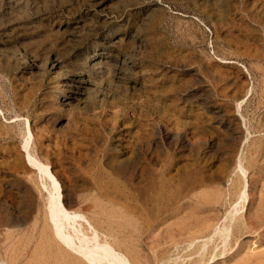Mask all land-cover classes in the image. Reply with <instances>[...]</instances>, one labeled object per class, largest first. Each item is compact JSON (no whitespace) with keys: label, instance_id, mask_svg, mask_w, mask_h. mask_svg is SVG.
<instances>
[{"label":"rangeland","instance_id":"rangeland-1","mask_svg":"<svg viewBox=\"0 0 264 264\" xmlns=\"http://www.w3.org/2000/svg\"><path fill=\"white\" fill-rule=\"evenodd\" d=\"M43 165L58 225L130 264H264V0H0V264L80 262Z\"/></svg>","mask_w":264,"mask_h":264},{"label":"bare ground","instance_id":"bare-ground-1","mask_svg":"<svg viewBox=\"0 0 264 264\" xmlns=\"http://www.w3.org/2000/svg\"><path fill=\"white\" fill-rule=\"evenodd\" d=\"M26 155L30 161L34 160V158H32L28 154L27 151H26ZM38 171L40 174L41 182H42V180H45L44 179L45 176H50V180L48 182H49L51 189L48 190L49 194H48V198H47V209H48V218H49V219H47L49 221V226H48V228H49L48 236L49 237L48 238H50V239L52 238V241H54V242L56 241V243L58 244L59 248L57 247V249L55 250L56 253L57 252H59L60 254L62 253V255L64 254V256L66 253L67 257H68V253H69V259H71V258L74 259V260L71 259L72 262H76L77 259L80 260V262L78 261V263H75V264H130L124 256H122L118 251H116L111 245L107 244L106 242H104L102 240L93 241L94 238L92 239V242H91V240L89 239V236H85V235H81V237L83 239H85L83 242H81V241L74 238V235H75L74 233L70 232L68 229H63V228H61V225L60 226L58 225V220L61 219L62 216L64 217L65 213H66V208H64L65 206H64L62 199H61V193H60V187H59L58 181L53 176V174L49 173V171L46 168V165L42 166V170L40 168H38ZM190 180H192V179H190ZM192 181L194 182V180H192ZM147 182L148 183H146L143 188H140L138 192L141 195L147 196V199H148L147 201L157 200L156 197H154V195H152V194L150 195V193L147 192L148 190L151 189L152 185H154V184L152 183L151 179H150V181H147ZM197 182H199V181H197ZM196 184H198V183H196ZM176 194L179 195L178 193H176ZM236 197L239 198L238 200H241V202L244 203L247 195H246V193L241 192L239 190ZM177 200H178V198H177ZM157 201H155V202H157ZM66 218H69V216L65 217V219ZM10 220H12V218ZM9 221H7V219H6V222L9 223ZM60 224H63V223L61 222ZM230 225H231V222H230V220H228V217L226 215V217L222 219L221 224L213 227L211 234L209 235L210 237L207 236V237L203 238V240L200 241V243L197 242L196 244H193V250H194L193 252L196 255L195 257H197L199 260L203 259L204 257L206 259V257H207L206 260H210V263H214L217 260V259L214 260V258L219 257L221 255L224 256L225 253L228 252V250L230 249V248H228V246L230 244L231 238H233V232L230 228ZM241 225H243V224L241 223ZM242 228H244V227H242ZM71 229H73V228H71ZM234 229H236V228H234ZM211 235H213V236H211ZM3 237H5V236H3ZM41 238H43V237H41ZM45 238H46V236H45ZM46 239H45V241H46ZM49 240L47 239V241H49ZM88 241H90V242H88ZM46 242H44V243H46ZM46 244H49V243H46ZM218 244H221V247L219 246L220 249H217ZM46 247H48V246H46ZM57 250H59V251H57ZM37 253H38V251H37ZM51 253H52V251H51ZM51 253H49V254H51ZM38 254H40V253H38ZM262 255H264V254H262ZM40 256L41 255H39V257ZM64 256H63V258H64ZM120 256H122V257H120ZM249 256H251V255H249ZM54 258H56V257H54ZM59 258H62V257H59ZM221 258H223V257H221ZM246 261H248V260H246ZM69 262H70V260H69ZM243 263H245V262H243ZM259 263H261V262L259 261ZM199 264H200V262H199Z\"/></svg>","mask_w":264,"mask_h":264},{"label":"water","instance_id":"water-1","mask_svg":"<svg viewBox=\"0 0 264 264\" xmlns=\"http://www.w3.org/2000/svg\"><path fill=\"white\" fill-rule=\"evenodd\" d=\"M46 207H47V205H46ZM48 215V211H46V216ZM99 238V237H98Z\"/></svg>","mask_w":264,"mask_h":264}]
</instances>
